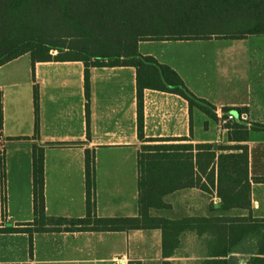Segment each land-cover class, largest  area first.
<instances>
[{
  "label": "crops",
  "instance_id": "obj_1",
  "mask_svg": "<svg viewBox=\"0 0 264 264\" xmlns=\"http://www.w3.org/2000/svg\"><path fill=\"white\" fill-rule=\"evenodd\" d=\"M138 52L173 68L191 92L214 106L216 114L214 119L196 107L190 112L187 100L180 95L147 88L143 93L145 138L186 136L193 144L248 147L249 209L212 210L219 202L215 192L191 187L165 196L171 207L162 214L169 217V212L181 210L178 218L249 214L264 218V182L253 180L264 177V129L252 126L264 125V33L208 40H145L138 43ZM28 55L0 65V227L33 219L34 144L44 148L48 215L84 216L85 150L89 149L94 154L96 214L136 216L138 152L144 142L137 135L135 68L90 69L87 138L83 62L48 60L32 66ZM33 85H37L39 92L37 138H33ZM225 107L237 108L232 111L235 114H245L242 123L249 127L246 141L228 139L229 129L219 123ZM186 234L199 236L194 231ZM57 235L66 242L62 258L46 256L39 261L34 259L36 248L33 257H29L26 233L0 232V264H162L163 261L160 229L36 233L34 245L41 236L53 240ZM209 236L205 233L201 238L207 241ZM85 240L96 241L97 251L87 249ZM204 249V255L193 262L205 258L207 245ZM177 252L167 258L172 264L181 259Z\"/></svg>",
  "mask_w": 264,
  "mask_h": 264
},
{
  "label": "trees",
  "instance_id": "obj_2",
  "mask_svg": "<svg viewBox=\"0 0 264 264\" xmlns=\"http://www.w3.org/2000/svg\"><path fill=\"white\" fill-rule=\"evenodd\" d=\"M264 33V0H0V65L29 53L31 64L48 60H79L84 64L86 133L89 130L90 69L133 66L136 73L138 152V214L100 217L95 204L94 154L85 150V214L48 215L44 195V148L32 147L33 219L0 227V232L28 235L33 257L34 235L46 232H114L161 230L162 264L182 247L190 231L208 233L205 258L191 264H264V218L249 215H185L160 213L171 205L165 196L198 187L219 198L212 210L250 208L248 147L211 143H153L190 138L144 137L143 93L155 89L175 93L193 107L216 118L215 108L191 92L169 65L138 52L145 40H208ZM53 52H55L53 54ZM34 133L39 135V92L33 85ZM238 110L223 108V111ZM190 119V134L192 133ZM230 141H246L249 127L229 125ZM191 137V135H190ZM3 158L1 179L3 180ZM264 182V177H254ZM239 253L248 257L239 258ZM237 254V255H236ZM244 262V263H243Z\"/></svg>",
  "mask_w": 264,
  "mask_h": 264
},
{
  "label": "rangeland",
  "instance_id": "obj_3",
  "mask_svg": "<svg viewBox=\"0 0 264 264\" xmlns=\"http://www.w3.org/2000/svg\"><path fill=\"white\" fill-rule=\"evenodd\" d=\"M54 53V52H53ZM26 57H29L26 56ZM254 128H263L264 125L260 124H253ZM188 141H159V142H153V143H183ZM225 145V143L217 144L216 146ZM168 210H161L160 213H167ZM181 210H178L176 212H169V217L175 218L181 214ZM187 214V213H186ZM178 218V217H177ZM55 237L53 240L49 237L41 236L35 241L34 248H36V254L34 255L35 260H42L46 256L51 257V259L55 258H62V252L63 248L66 245V242L63 241V239L60 236H53ZM82 243V241H81ZM85 244H87V249H91L97 251V242L92 241L88 242L85 240ZM204 246H206L205 240L201 238V236H192L191 234H186L183 237V243L180 250L177 252L176 256L181 257V259L177 261H173V264H191L196 257H202L205 253ZM96 248V249H95ZM197 257V258H198ZM239 258H243L246 260L248 257V254L246 253H239ZM244 263V262H243Z\"/></svg>",
  "mask_w": 264,
  "mask_h": 264
},
{
  "label": "built area",
  "instance_id": "obj_4",
  "mask_svg": "<svg viewBox=\"0 0 264 264\" xmlns=\"http://www.w3.org/2000/svg\"><path fill=\"white\" fill-rule=\"evenodd\" d=\"M245 120L244 113H233L232 111H221L219 117V123L226 129H230L229 125L231 123H242Z\"/></svg>",
  "mask_w": 264,
  "mask_h": 264
}]
</instances>
